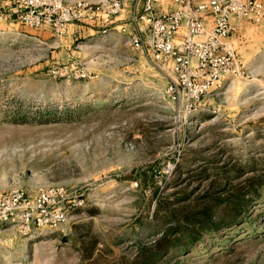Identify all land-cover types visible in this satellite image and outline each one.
<instances>
[{"label":"rangeland","instance_id":"374dc122","mask_svg":"<svg viewBox=\"0 0 264 264\" xmlns=\"http://www.w3.org/2000/svg\"><path fill=\"white\" fill-rule=\"evenodd\" d=\"M115 1L0 0V196L62 190L40 223L0 222V264H140L208 207L160 264H264V20L235 21L239 73L189 100L131 42L144 0Z\"/></svg>","mask_w":264,"mask_h":264},{"label":"built area","instance_id":"2783aa9c","mask_svg":"<svg viewBox=\"0 0 264 264\" xmlns=\"http://www.w3.org/2000/svg\"><path fill=\"white\" fill-rule=\"evenodd\" d=\"M180 7L174 11L156 13V0H144L146 19L152 24L150 40L142 34L138 18L137 32L131 42L148 51L156 58L169 60L175 79L171 89L182 86L189 91V100L199 99L226 75L238 74L239 59L235 48L228 42L231 34L237 31L234 18L250 17L257 22L264 20L262 0H173ZM123 2L116 0L110 4L114 11L121 10ZM189 7L184 12L182 7ZM206 16L212 17L209 29ZM183 24L186 34L179 40L176 36ZM179 89V88H178ZM62 190L52 188L41 191L35 200L24 194L0 196V222L29 223L35 216L48 214L55 197ZM62 216V214H61Z\"/></svg>","mask_w":264,"mask_h":264},{"label":"trees","instance_id":"16d2710c","mask_svg":"<svg viewBox=\"0 0 264 264\" xmlns=\"http://www.w3.org/2000/svg\"><path fill=\"white\" fill-rule=\"evenodd\" d=\"M162 205V201L158 200L156 210L160 208ZM243 207V203H241V200H236L234 202V208L241 211ZM215 212L209 207L204 210V216L198 217L196 215H189L186 217V226L184 228H181L180 226V220L176 218L173 219V216L169 217V221L166 225V228L164 229L162 235L155 240V243L151 246V248H157L156 251H153L149 254V256H146L143 261H141L140 264H160V258L162 252L165 253L169 249H172L175 247L179 251H185L187 250V246L189 244L196 240L200 239V235L198 233L200 228L208 229L211 226H214L212 224L216 223L215 220ZM234 216V220H236ZM164 244L165 246L163 247ZM140 248H142L140 246ZM176 264V262L174 263Z\"/></svg>","mask_w":264,"mask_h":264},{"label":"crops","instance_id":"0c3cea01","mask_svg":"<svg viewBox=\"0 0 264 264\" xmlns=\"http://www.w3.org/2000/svg\"><path fill=\"white\" fill-rule=\"evenodd\" d=\"M137 6H135V8H131L129 9L128 11H132V12H135L137 9H139V7H143V4L139 2H137ZM130 7V6H129ZM180 6L175 3L173 0H156V13L159 15V14H163L164 12L166 11H174L176 9H178ZM184 9V12H188V9L189 7H182ZM127 10V9H126ZM241 21V19H237V18H234V21ZM205 21L207 23V26L208 28L210 29L211 28V25H212V17L211 16H206L205 17ZM137 23H140V27L142 28V31L145 32V35L147 36H150V32L151 30L149 29V22L146 20V22H137ZM136 23V24H137ZM186 31H187V28H186V25L183 24V26L181 27L180 31H179V34L176 36L177 40L181 39L183 37L184 34H186ZM233 38V37H232ZM230 39V38H229ZM228 39V42L229 43H232L231 40Z\"/></svg>","mask_w":264,"mask_h":264}]
</instances>
